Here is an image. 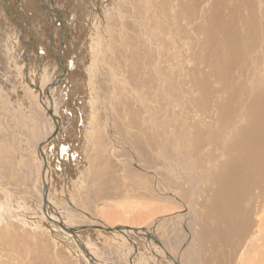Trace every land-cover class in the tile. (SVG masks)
I'll list each match as a JSON object with an SVG mask.
<instances>
[{
	"label": "rangeland",
	"instance_id": "374dc122",
	"mask_svg": "<svg viewBox=\"0 0 264 264\" xmlns=\"http://www.w3.org/2000/svg\"><path fill=\"white\" fill-rule=\"evenodd\" d=\"M47 1L65 69L48 97L59 129L43 148L52 208L70 227L88 223L79 209L109 225L120 221L104 212L116 213L174 257L193 237V264H237L242 219L255 229L264 212V0ZM48 14L36 0H0V264H88L62 229L34 220L46 218L36 144L48 122ZM247 165L255 172L227 207L215 191ZM127 231L76 236L102 264H173ZM255 258L264 264V251Z\"/></svg>",
	"mask_w": 264,
	"mask_h": 264
},
{
	"label": "bare ground",
	"instance_id": "6f19581e",
	"mask_svg": "<svg viewBox=\"0 0 264 264\" xmlns=\"http://www.w3.org/2000/svg\"><path fill=\"white\" fill-rule=\"evenodd\" d=\"M36 1H38V3L40 4V6H42V7H46V9L48 10V13L50 14H48V16H49V18H54L55 17V20H52V22L54 23V25H53V28H54V30H53V33H52V35L48 38V47H47V50H48V53L49 54H52V55H54V56H49V64L47 65V68H48V72L47 71H45L44 72V79H45V77H48V76H51L49 79H48V81L46 82V86H45V88L47 87L48 89L46 90L45 88H42V91H41V99H42V102H43V104L45 105V109H46V112H47V108L50 106V103H51V100L48 98L49 96H51L52 97V93L54 92V90L55 89H57V88H55V89H53L52 87H54V86H49V84H51V83H57V81L59 80V78L60 79H64V71H65V69L63 68V66H62V62H59V64H58V61L55 59V54H57V55H59L60 56V52H58V53H56L55 51H54V49H53V47L55 48V46H56V44H58V40H57V38H56V35L58 34V29H56V27L59 25L58 24V22H56V18H57V16H58V18H57V20L59 19V21H61V19H60V14H59V12H58V9H57V7L54 5V4H52V3H50L49 1H47V0H36ZM126 2V1H125ZM133 2V1H132ZM113 4V3H112ZM93 7V6H92ZM137 8V7H136ZM144 8V7H143ZM98 12H99V10H98ZM56 15V16H55ZM135 16V15H134ZM173 16V15H172ZM91 19V18H90ZM100 19V18H99ZM122 19V18H121ZM95 21V20H94ZM150 21V20H149ZM135 24V23H134ZM142 26V25H141ZM12 27V26H11ZM134 27V26H133ZM101 28V27H100ZM104 29V28H103ZM138 29V28H137ZM150 29V28H149ZM89 30V29H88ZM143 31L145 30V29H142ZM141 30V31H142ZM85 31V30H84ZM140 31V30H139ZM140 31V32H141ZM142 31V32H143ZM224 31V30H223ZM101 34V33H100ZM137 34H139V33H137ZM105 35V34H104ZM136 35V34H135ZM103 36V35H102ZM106 39V38H105ZM146 40V39H145ZM156 40V39H155ZM151 41V40H150ZM108 46H109V44H107ZM219 45V44H218ZM107 46V47H108ZM104 48V47H103ZM219 48V47H218ZM104 54V53H103ZM18 57V56H17ZM25 58V57H24ZM15 59V58H14ZM19 59V58H18ZM27 60V59H26ZM217 62V61H216ZM22 65V64H21ZM28 65V64H27ZM30 66V65H29ZM108 66V65H107ZM110 67V66H109ZM108 67V68H109ZM50 68V69H49ZM59 68H61V71H60V73H62V74H60L56 79H54V77H55V75L53 74V72L56 70V69H59ZM111 68V67H110ZM35 70V69H34ZM25 71V70H24ZM110 71V70H109ZM31 72V71H30ZM33 72V71H32ZM112 72V71H111ZM22 73H24V72H22ZM38 73V72H37ZM110 73V72H109ZM31 74V73H30ZM47 74V75H46ZM58 74V71L56 72V75ZM113 74V73H112ZM31 76V75H30ZM42 77V76H41ZM113 77V76H112ZM111 78V77H110ZM114 78V80H115V77H113ZM22 79V78H21ZM37 79V78H36ZM47 79V78H46ZM37 81V80H36ZM44 81V80H43ZM46 81V80H45ZM34 82V81H33ZM114 82V81H113ZM115 85V84H114ZM56 86H57V84H56ZM115 87V86H114ZM136 88V87H135ZM129 89V88H128ZM51 90V92L49 93V91ZM137 90V89H136ZM131 93V92H130ZM62 96H63V94H62ZM62 99V98H61ZM55 100V99H54ZM36 101V100H35ZM40 102V101H39ZM21 104V103H20ZM42 104V103H41ZM52 104V103H51ZM21 106V105H20ZM22 107V106H21ZM27 107V106H26ZM29 108V107H28ZM32 108V107H31ZM33 109V108H32ZM52 109H53V105H52ZM38 110V109H37ZM16 111V110H15ZM252 111V110H251ZM53 112H54V110H53ZM254 113V112H253ZM55 114V113H54ZM47 115H48V113H47ZM45 119V118H44ZM46 120V119H45ZM41 122H42V120H41ZM40 122V123H41ZM47 122V121H46ZM43 123V122H42ZM53 127H54V122H53V119L48 115V122L46 123V125H45V127L43 128V129H45L44 131H41V128L39 129L41 132H40V134L38 135V141H37V144H38V142L40 141V140H42L43 139V136L45 135V137H47V136H49L51 133H52V131H53ZM42 129V130H43ZM30 140V139H29ZM52 140L53 139H51L50 141H48L47 143H50L51 144V142H52ZM37 144H36V146H37ZM49 145V144H48ZM45 146V145H44ZM44 146H43V148H44ZM43 154H44V156H46V153L43 151ZM251 158V157H250ZM23 161V160H22ZM245 161V160H244ZM255 161V160H254ZM36 162H39V164H40V167H41V169H42V160H41V158H39V156H38V154H37V158H36ZM247 163H248V161H247ZM34 164V163H33ZM36 164V163H35ZM47 164H48V161H47ZM256 164V163H255ZM38 165V164H37ZM40 167H38L39 169H40ZM235 172L238 170V169H240L239 168V164L237 163L235 166ZM247 172L246 171H244V172H238L237 174L235 173V175H228V177L224 180V182L222 181L221 182V184L219 185V187H218V189L215 191V193H216V195H219V196H221V197H223V200H225V204L226 205H228L230 202H231V200H232V198L233 199H235V192L239 189V188H241V187H244V185L246 184V182H247V180L249 179V177H248V174L249 173H254L255 171V168L254 167H252V166H250V165H247ZM40 169V170H41ZM40 170H39V172H40ZM45 181H47V183H48V185L50 186V181H51V176L53 175L52 173L53 172H51V170H50V168H49V166H48V168L45 170ZM36 173V172H35ZM42 173V172H41ZM41 173H39V174H41ZM38 174V175H39ZM233 174V173H232ZM32 175V174H31ZM185 176V175H184ZM40 177V176H39ZM244 178V180H245V184L243 185L242 184V179L241 178ZM252 178H250V184H252V183H255L254 181H253V179L251 180ZM264 180V179H263ZM53 181V180H52ZM259 183V182H258ZM249 184V185H250ZM259 185V184H258ZM37 187L38 188H40L41 187V184H40V182L38 181V183H37ZM252 187V186H251ZM41 189H42V187H41ZM41 189H39L40 191H41ZM263 190V189H262ZM193 189H192V186H191V194L193 195ZM40 193V192H39ZM245 195V194H244ZM256 195V194H255ZM258 195V194H257ZM176 198V197H175ZM257 198H258V196H257ZM256 198V199H257ZM49 199V198H48ZM68 200H69V204L71 205V207H73V208H75L74 207V205L75 204H73L71 201H70V199L68 198ZM259 200V199H258ZM262 200V199H261ZM40 201V200H39ZM57 201V200H56ZM217 201V200H216ZM264 201V200H263ZM219 202V201H218ZM255 202V201H254ZM63 203H65V202H63ZM72 203V204H71ZM220 203V202H219ZM257 203V202H256ZM41 204H42V206H43V201H42V193H41ZM215 205V204H214ZM258 205V204H257ZM53 206V205H52ZM52 206L50 205V200H48V203H47V205H46V209H47V213H48V216L51 218V220L49 221V222H51L53 225L52 226H54V225H56V227L57 228H54V227H52L51 226V228H53L54 230H59L60 232H61V230L60 229H62V234H64V235H67L68 237H70V241H73V242H76L75 244H77L79 247H80V249H81V251H82V255H83V257L85 258V261L88 263V264H102V262L101 261H99V260H97V259H95V258H93L92 257V255H91V253L86 249V247H85V245H84V243L82 242V240H80L79 238H78V236H76V233H79L80 231H82V232H84V231H89V230H95V229H99V230H106V232H109V233H114V232H119L120 234H124V232H128L127 230H129V229H132V230H134L135 231V237L136 236H141V237H145V238H147V239H153L154 240V242L156 243V245H157V250H159V251H161V252H164L165 254H164V256L166 257V258H170V261H172V263L173 264H193V262L195 261V257H193L192 256V258H190L189 256H190V254L191 255H193V246L192 245H197L195 242V240L196 239H193V237H192V239L190 240V242H191V245L188 247L187 245H189L188 244V242H186V244H185V242H184V244H185V246H187L189 249L187 250V249H184V248H186L185 246H184V248L182 249V251H181V253L182 252H184L182 255L180 254V256L177 258V256L176 257H174V255L173 254H169L164 248H161V244H159V242L161 243V241H159L158 239H157V237L156 236H152V232H150V231H148V232H144V230H143V228L142 227H138L139 229H136L137 227H135V226H131V225H128V224H124V223H122L121 222V219H119V218H117V215H116V213H110V212H104V215H106L105 217H107V218H109V219H111V220H113V221H120V222H117V223H113V225H109L107 222H105L104 220H102V219H95L94 217H92L90 214H88L87 212H85L84 210H82V209H79L81 212H79L80 213V216H82V218L84 219V216H85V218H87L89 221H88V223H86L84 220H79L78 221V219L77 218H74L73 219V221H71V223H74V222H76V220L78 221L76 224H71L70 222V224L71 225H73L72 227H74V228H76V226L78 225V223L79 222H85V223H82V224H79L80 226H86V227H84V229H82V230H75V233L72 235V234H70V233H68L63 227H61L60 225H58V224H56V222H58V221H61L62 223H63V225H65V226H67V227H70L68 224H67V221L66 220H70V218L69 217H65V216H63V213H61L60 211H58L57 209L55 210V209H53L52 208ZM230 205H228L227 207H229ZM54 207V206H53ZM60 207L61 208H63L64 210H66V212L71 216V215H74L75 213H73L72 212V210L69 208V206H66L65 204L64 205H60ZM54 208H56V207H54ZM51 211H50V210ZM261 209V208H260ZM213 210V209H212ZM217 211V210H216ZM83 212V213H82ZM260 212V211H259ZM27 213V212H26ZM232 214H235V211H232ZM248 214V213H247ZM256 215H257V213H256ZM261 215V214H260ZM53 216V217H52ZM216 216V215H215ZM218 216H219V218H221L222 220H226V218L227 217H225V214H224V212H219V214H218ZM111 217V218H110ZM256 217V216H255ZM257 217H258V215H257ZM69 218V219H68ZM239 219H240V217H238L237 219H236V221L238 220L239 221ZM43 220V219H42ZM56 220H58V221H56ZM256 220V227H255V229H250L251 228V226H252V221L250 220V217H247L246 219H242V222H243V224H242V226H241V230H242V232L244 233V237H247V240L245 241V242H243V245L240 247V248H242L243 247V251L241 250V252L239 253V255H238V257H237V264H250V261H252V260H254V258H255V256H258L259 258H262V253H263V251H264V212L262 213V215L261 216H259V218L258 219H255ZM46 222H48V220H45ZM44 220H43V224H44V222H45ZM54 221V222H53ZM112 221V222H113ZM45 222V223H46ZM46 227H50V226H48V224H44ZM49 225H50V223H49ZM76 225V226H75ZM118 227V228H117ZM130 227H132V228H130ZM189 227H191L190 225H189ZM50 229V228H49ZM50 230L51 232H53L54 230ZM192 229V228H191ZM193 229H194V227H193ZM192 229V230H193ZM64 231V232H63ZM131 232V231H130ZM189 232V231H188ZM188 235V234H187ZM189 237H191V234L189 233ZM238 238V237H237ZM130 239H131V237H130ZM192 240H193V242H192ZM176 241V240H175ZM135 243H137V242H132L131 243V245L133 246V248H134V245H135ZM159 244V245H158ZM183 244V245H184ZM182 245V246H183ZM135 250H137V246H135ZM185 250V251H184ZM135 251H134V249H133V252H132V255H130V259H132V261H134L133 260V253H134ZM189 252H190V254H189ZM189 255L188 257H187V255ZM135 255V254H134ZM182 256V257H181ZM80 257V256H79ZM163 257V256H162ZM184 257V258H183ZM187 257V258H186ZM185 258H186V261H185ZM189 259V260H188ZM256 259V258H255ZM188 260V261H187ZM181 262V263H180ZM261 262V261H260ZM263 262V261H262ZM112 264V263H111Z\"/></svg>",
	"mask_w": 264,
	"mask_h": 264
},
{
	"label": "water",
	"instance_id": "95a60500",
	"mask_svg": "<svg viewBox=\"0 0 264 264\" xmlns=\"http://www.w3.org/2000/svg\"><path fill=\"white\" fill-rule=\"evenodd\" d=\"M59 16V15H58ZM57 16V18H58ZM58 22L60 25V21L59 19L56 21ZM62 43V42H61ZM61 44L58 46L60 47ZM55 59L58 60L60 62V57L57 56V54H55ZM60 80V79H59ZM59 80L57 81V83L59 82ZM57 83H51L49 84V86H56ZM46 90L48 89L47 87L45 88ZM51 98V97H50ZM52 99V98H51ZM52 103V101H51ZM50 103V106L47 108V113L48 115L53 119V122H54V127H53V131L52 133L47 136V137H44L41 141L38 142L37 146H36V153L38 154L39 158H41L42 160V174L44 173V171L48 168V164H47V160H46V157L44 156L43 154V146L48 142L50 141L51 139H55V136L57 135V132H58V129H59V120L57 118V116L54 114L53 112V109H52V104ZM42 189H41V192H42V201H43V206L41 207V210L44 214V216L46 217L45 219H43L44 221L45 220H48L50 221L51 218L48 216V213H47V210H46V205L48 203V183L47 181H45V178H44V175H42ZM66 182H64V185H65ZM50 210V209H49ZM51 211V210H50ZM26 218L30 219V217H27ZM34 220H39L41 222H43L42 218H39V217H36ZM46 222V221H45ZM44 224H47V222ZM52 222V221H51ZM54 222V221H53ZM56 224L60 225L61 227H63L68 233L70 234H74L75 233V230H82L84 229V227L86 226H76V228L74 227H67L65 225H63V223L61 221H58L56 222ZM50 230H52L53 228L49 227ZM118 228V227H117ZM54 230V229H53Z\"/></svg>",
	"mask_w": 264,
	"mask_h": 264
}]
</instances>
